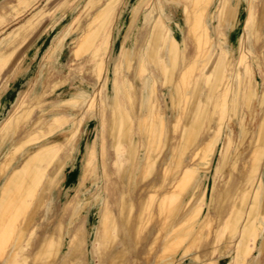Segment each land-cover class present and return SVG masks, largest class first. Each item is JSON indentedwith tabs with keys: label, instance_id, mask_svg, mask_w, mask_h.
<instances>
[{
	"label": "bare ground",
	"instance_id": "obj_1",
	"mask_svg": "<svg viewBox=\"0 0 264 264\" xmlns=\"http://www.w3.org/2000/svg\"><path fill=\"white\" fill-rule=\"evenodd\" d=\"M121 2L86 1L84 7L91 11L88 21L77 28L72 48L75 62L58 83L48 85V92L22 93L0 124V153L20 135L0 159V264H90L87 220L78 207L80 194L89 184L100 186L99 169L105 192L92 242L93 264H218L226 256L232 258L230 264H248L257 250H264V114L253 126L241 170L235 162L229 181L217 184L214 214L208 208L209 185V191L199 190L200 172H208L204 178L208 181L227 123L244 127V113L254 110L259 92L252 61L261 63L264 75V6L251 32L254 0H248L247 6L243 0H134L126 12L120 9ZM180 2L182 25L173 24L168 15L169 5ZM38 3L14 0L0 6V33L10 28L11 12L12 17L19 16ZM44 4L19 30L9 31L11 35L0 45V76L20 62L43 21L56 13L58 2ZM246 7L249 14L238 35L236 56L224 46L219 52L222 29L228 27L235 34ZM144 9L152 12L154 20L149 26L141 24L146 31L144 45L134 35V48L124 46L119 53L109 111L104 96L115 24L122 19L120 34L125 37ZM159 14L163 24L157 23ZM64 47L53 41L41 62L54 58ZM85 63L94 76L91 85L99 88L101 108L95 96L80 91L50 105L47 95L53 97L66 87L75 64L84 67ZM122 69L133 78L124 89L119 81ZM83 107L90 110L89 118L98 111L101 130L82 143L76 120ZM66 124V139L59 140ZM80 145V175L65 189L69 165ZM233 146V141L225 142L221 170L230 156H236L239 146L236 151ZM235 170L239 173L236 185ZM60 191L67 197L54 227L37 235L38 223L51 218L50 205ZM29 198L34 206L23 221L33 205ZM150 226L156 228L155 233Z\"/></svg>",
	"mask_w": 264,
	"mask_h": 264
},
{
	"label": "rangeland",
	"instance_id": "obj_2",
	"mask_svg": "<svg viewBox=\"0 0 264 264\" xmlns=\"http://www.w3.org/2000/svg\"><path fill=\"white\" fill-rule=\"evenodd\" d=\"M9 1H14V0H0V6L3 4L6 5L5 3ZM48 0H39L38 6L35 9L27 10L24 11L23 14L19 16L12 17L14 15L13 12L10 13L9 20H10V28L6 30L5 32L0 33V45L7 41V38L11 35L8 34L9 31L12 33L14 31H17L21 28L23 24L26 23V21L39 9L43 8L45 5L44 3ZM76 1V2H75ZM87 0H50L51 4H55L58 2L57 7H56V13L54 14L53 17H47L42 25L43 27L40 29V42H43V48L38 51V57H32L30 60L28 56H24L19 68H17V72H20V75L17 77L11 76L8 86L9 89H14L15 91V100L18 101L21 93H25L28 90H31L33 93L38 92V90H46L48 92L51 87L48 85H55L56 83L59 82V78H61L64 74L67 73V68L69 65H72L73 60H72V48L74 46V40L77 38L78 31L77 28L80 25H84L89 18V13L90 9L87 7H84L86 4ZM137 1V0H136ZM164 0H154V2H159ZM123 2V3H122ZM120 4V9H124L126 12L127 8L134 2V0H122ZM127 2V6L125 7V4ZM245 3V6L248 4V0H243ZM73 4V5H72ZM66 5V6H65ZM73 6V7H72ZM264 6V0H254V3L252 5V10H251V15H252V23L250 25V31H254V27L256 24V21L258 19V14H259V9ZM125 7V8H124ZM176 7V8H175ZM182 8H183V2L178 3L175 6L169 5L168 9V15L170 16L172 23L177 22L182 25ZM36 10V11H35ZM176 10V11H175ZM148 12V10H143L141 14L137 17L136 23L133 29H131L125 37L121 38V31L123 30V24H122V19L119 21L117 20L115 27H114V35L111 43V48H110V53L107 59V64H108V69H109V80H108V89H107V96H104V100L106 103V107L108 108L109 111L112 109V103L115 97V90H114V73H115V63L119 61V53L121 49L124 46L131 45V49L134 48V43H133V38L132 35H137V37H140V42L141 46L144 45V39L146 36V31L143 32V27L141 25V20L143 19V16ZM250 12V11H249ZM172 13V14H171ZM62 14V15H61ZM248 13L247 7L242 10V17L241 21L239 23V28L236 30L235 34H232V32L229 33L228 27H224L222 29V36L220 39V47H219V52L222 50V47H226L228 52L230 53L231 56H236L237 54V39L238 35L241 33L243 30V25H244V19ZM78 19L76 24H72V22ZM157 23L158 24H163L164 19L161 16V14L158 15ZM55 21V22H54ZM174 24V23H173ZM52 26V27H51ZM174 26V25H173ZM83 27V26H82ZM55 32V33H54ZM69 32V33H68ZM54 33L56 35L54 40L55 46H62L65 45L64 50L60 53H56L54 58H49L48 60H45L44 62H41L43 55L46 53L48 46L47 41L50 39L51 35ZM182 33V31H181ZM226 34V35H225ZM64 36V38H63ZM232 37V38H231ZM143 40V41H142ZM252 41V40H251ZM49 45V44H48ZM233 51V52H232ZM34 52V47H31L28 50V54H33ZM42 53V54H41ZM41 55V56H40ZM223 55V54H222ZM84 61V60H82ZM41 64H40V63ZM252 64L255 68V75L254 79L257 82V90L259 92L258 98L254 103V110L250 112H245V126L243 127L241 123H235V122H228L225 135L223 137V142H222V147L220 149V154L218 156V159L216 161L214 167V171L212 172L211 176L209 177L208 181L205 180V175L208 174L207 171H201V177H202V185L199 190H205L209 191V200L208 204L210 208V212L214 214L213 208H214V203L213 199L216 193V190L218 189V185L226 184L229 181L230 175H231V165L234 164L235 162L238 163V168L241 170V162L244 159V156L248 153L249 150V136L254 130V127L256 126L258 120L260 119V116L264 114V75L262 74V69H261V63L258 60H253ZM40 65V66H39ZM81 66V65H79ZM78 65L75 64V69L73 71V75L70 78V81L68 82V85L66 87L61 88L57 92H54L53 97L52 95H47V97H50L49 104L50 105H55L58 101L64 99L69 93L73 91H80L85 94H89L92 96H95L96 98V103L98 108H101V105L103 104L102 97L98 93L99 88H96L91 85V78L93 79V74L88 71L89 65L85 63V66H81V68ZM3 67H0V71H2ZM83 71V72H82ZM90 74V75H89ZM91 76V77H89ZM75 77V78H74ZM259 79L257 80L256 79ZM17 78V79H16ZM119 81H120V88L124 89L125 85L128 82H133L132 76L130 74L125 72V69H122L119 75ZM79 82V83H78ZM259 83V84H258ZM79 84V85H78ZM91 85V86H90ZM87 86V87H86ZM76 87V88H75ZM46 88V89H45ZM78 89V90H77ZM167 98V97H166ZM163 103H165V96H162ZM10 109V108H9ZM171 113L169 112V115ZM90 115V110L87 107H83L81 114L79 115L78 119V128H80V132L77 137L80 138L82 143L84 140L88 137L89 140L92 139L93 134L98 130L100 132L101 130V123L98 118V111L94 112L92 114V117H88ZM254 116V117H253ZM253 120H252V119ZM99 125V126H98ZM69 124L65 125V129H62L60 131L59 135L57 138L59 140H64L66 139V134H67V129ZM254 126V127H253ZM250 127V128H249ZM244 128V129H243ZM77 129V128H76ZM253 129V130H252ZM74 130V128L72 129ZM243 130L245 132L243 133ZM244 134V138H242V135ZM229 136V137H228ZM248 138H247V137ZM242 138V139H241ZM20 139V135L17 137H13L9 144L8 148L4 150L3 153H0V159L1 157L7 153ZM226 139V140H224ZM227 140H231L234 143L233 150L236 151V147H238V150L235 153L236 156H230L228 164L225 166L223 170L220 167L222 164L221 161V156L223 152V146ZM12 141V142H11ZM243 143V144H242ZM247 144V146H246ZM83 154V146H79L78 151L75 155L74 160L70 163L69 169H68V177L66 182V186H64L65 189H69L70 186L73 184V182L76 181V179L80 175V168H81V160H82V155ZM238 155V156H237ZM240 155V156H239ZM17 162L21 160V153H17ZM110 159L112 160V155H110ZM110 160V162H111ZM79 163V164H78ZM79 168V169H78ZM100 171V172H99ZM225 171V172H224ZM264 171V170H263ZM238 170L234 171V184L238 183L239 177H238ZM98 180L100 182L99 187H94L92 188L91 185L89 184L87 189L83 191V193L80 194L81 200L78 209L83 208V214H82V219L87 220V225H88V231H89V241H88V253H89V259H90V264H93V243L96 232H97V226H98V217L100 214V210L103 204V192H105V183L103 179V173L102 170H98ZM220 179V180H219ZM42 184V183H40ZM209 185V188L208 186ZM236 185V184H235ZM240 185V184H239ZM42 186V185H41ZM39 186V189L41 188ZM206 186V187H205ZM93 189V191H92ZM138 190V189H137ZM67 191V190H65ZM68 193V192H67ZM74 194V193H73ZM72 194V195H73ZM97 194V195H96ZM66 195V194H64ZM63 195V196H64ZM121 192H119L118 197H120ZM63 196H61V191L60 193H56L55 196L53 197V200L50 205V211L52 212L51 218H47L44 222H40L37 225V235H41L43 233L49 232L53 227H54V218L58 215L63 202L62 200H65ZM137 191L134 193V198L136 199L137 197ZM193 199V198H192ZM188 200L187 202V207L185 205V208H188L193 200ZM31 199L29 198V202L31 204L33 203V200L30 201ZM239 200V199H238ZM34 203L31 207H29L28 211L26 212V215L23 217V221L27 218V215L31 212L33 209ZM58 206V207H57ZM90 207V208H89ZM56 212V213H55ZM21 217V218H22ZM215 223V222H214ZM153 224V223H152ZM42 225V226H41ZM150 225V224H149ZM47 226V227H46ZM48 230V231H47ZM150 230H152L153 233L156 232V228L154 226H150ZM41 232V233H40ZM68 236V235H67ZM37 238V237H36ZM90 247V248H89ZM141 251V250H140ZM185 256V255H184ZM255 256H258V259L255 261L257 264H264V251L258 252V250L255 253ZM132 259L133 257L131 255ZM231 257L227 256L223 257L219 260L218 264H230L231 262ZM254 262V259H251L249 263ZM144 264V262H143Z\"/></svg>",
	"mask_w": 264,
	"mask_h": 264
},
{
	"label": "crops",
	"instance_id": "obj_3",
	"mask_svg": "<svg viewBox=\"0 0 264 264\" xmlns=\"http://www.w3.org/2000/svg\"><path fill=\"white\" fill-rule=\"evenodd\" d=\"M153 20H154V16H153L152 12L150 10H148V12L143 16V19L141 20L140 23L141 24L145 23V24H147L149 26ZM54 33L51 35L50 39L47 41V45L46 46L49 47L50 44L54 41L53 38L56 37V35H54ZM40 37H41L40 33H38V35L35 37L34 41L31 43V45L28 47V49L23 53V55H22L23 57L21 58L20 62L17 65L13 66L12 68H10L8 70H5L0 76V85H1L0 86V124H2L4 122V120L6 119V117H8L10 112L13 110V107H15L16 104L18 103V101L20 100V97H21L22 93L25 91L24 90L21 93L18 101L15 100V96L14 95L16 93H15L14 89H9V86H8L10 77L11 76H14V77L16 76L17 77L18 75H20V72H17L18 71L17 68H19L24 56H28L30 60L32 59V57H38L39 58L38 51H40L44 47L43 46L44 45L43 42H40V40H39ZM63 38H64V36H63ZM121 38H122V36H121ZM132 38H133V35H132ZM31 47H34L33 55L32 54H28V50ZM74 62L75 61H73V63ZM261 69H262V65H261ZM262 251H264V250H259V252H262ZM252 259H254L256 261L258 259V256H254ZM255 261L252 262V263H249V264H257V263H255Z\"/></svg>",
	"mask_w": 264,
	"mask_h": 264
}]
</instances>
